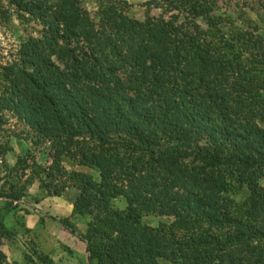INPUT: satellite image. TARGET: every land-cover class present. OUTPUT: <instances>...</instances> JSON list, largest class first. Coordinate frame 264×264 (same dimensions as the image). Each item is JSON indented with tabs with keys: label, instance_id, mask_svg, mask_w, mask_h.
<instances>
[{
	"label": "trees",
	"instance_id": "trees-1",
	"mask_svg": "<svg viewBox=\"0 0 264 264\" xmlns=\"http://www.w3.org/2000/svg\"><path fill=\"white\" fill-rule=\"evenodd\" d=\"M218 1L166 0L178 14L145 21L103 8L121 46L97 33L79 0H12L48 25L42 40L25 44V61L5 68L0 96L2 108L54 143L39 179L45 195L62 196L47 179L76 139L98 143L79 161L98 169L101 182L71 173L81 191L74 212L95 208L113 241L105 257L87 239L89 260L264 264V38L227 26ZM9 150L0 144L5 169ZM119 194L125 210L111 208ZM23 197L0 194L9 207ZM153 212L188 237L160 240L142 225ZM6 232L0 221V243ZM6 259L0 251V264Z\"/></svg>",
	"mask_w": 264,
	"mask_h": 264
},
{
	"label": "rangeland",
	"instance_id": "rangeland-1",
	"mask_svg": "<svg viewBox=\"0 0 264 264\" xmlns=\"http://www.w3.org/2000/svg\"><path fill=\"white\" fill-rule=\"evenodd\" d=\"M166 0H79L80 4L87 11L89 18L93 21L97 33L103 37H110L113 42L120 44L119 38L113 27L104 21L103 11L108 7H113L116 11H123L128 17L138 21H145L147 18L159 17V15L169 16L178 14V11H171L165 5ZM104 8V9H103ZM217 13L223 15L227 26L243 29L252 34L249 38L256 39L257 35L264 38V0H219ZM181 14V13H179ZM23 16V17H22ZM25 17V18H24ZM183 18V16H182ZM48 31V25L36 17L22 14L12 0H0V96L4 94L8 82L4 77L5 68L12 64H21L25 59L22 50L29 41H39L44 38ZM0 105V144L9 143L11 136L26 140L31 147V151L18 158L16 165L6 168V172L13 177L10 186V193L18 192L24 197L31 186V181L43 178L42 171L47 170L53 163L55 156V146L52 140L41 137L31 130L23 120H20L12 112L2 108ZM78 140V144H72L69 154L64 153L61 157V172H55L48 178L52 184V191L63 190L62 196L73 206L70 217H60L59 223L65 221L70 225V230L62 229L61 240L58 247L49 245V250L57 257L47 254L43 250V244H39L38 238L32 237L29 230L25 229L21 219H15L16 224L7 223L6 234L3 238L17 241L21 248L22 258L19 263L6 259V264H40L36 253L48 255L53 264H98L96 260L88 259L86 240L91 238L94 244L101 247L104 256H109V247L113 241L107 237L97 221L102 215L98 214L95 208H90L83 214L74 212V204L79 199L81 191L78 183L72 178L71 173L81 172L92 176L94 181L100 183V171L93 167L80 165L81 154H91L98 151L97 142L89 137ZM20 159V161H19ZM27 176L25 178V176ZM27 180V181H26ZM15 181V183H13ZM122 190L125 183H117ZM40 186V182H39ZM44 192V191H43ZM44 194H46L44 192ZM17 204V201L14 202ZM128 206L124 195L119 194L111 201V208L125 210ZM172 218L160 216L157 212L145 215L142 218L143 227L155 229V235L160 240H176L187 238L188 233L171 228ZM43 221H41V224ZM51 222H48L49 229ZM212 230L211 226H205L203 230ZM70 234V236H69ZM73 236L76 242L73 241ZM2 238V239H3ZM72 238V239H70ZM79 240V241H78ZM82 242V243H81ZM3 242L0 243V251L3 250ZM3 252V251H2ZM7 258V256H6ZM181 262V261H179ZM182 264V262L180 263Z\"/></svg>",
	"mask_w": 264,
	"mask_h": 264
},
{
	"label": "crops",
	"instance_id": "crops-1",
	"mask_svg": "<svg viewBox=\"0 0 264 264\" xmlns=\"http://www.w3.org/2000/svg\"><path fill=\"white\" fill-rule=\"evenodd\" d=\"M9 146L10 150L6 153L4 161L11 169L16 165L19 157L31 151V147L26 140L15 136L9 138ZM13 179L6 172L2 159H0V194H10L11 190L8 186L12 185L11 181ZM26 195L17 201V204L13 207L8 206L6 198H0V221L4 223L6 228L7 223L16 224L15 219H21L25 229L29 230L32 237L38 238L39 244H43L44 252L51 254L53 258L57 257L55 253L52 254L49 251L51 249L48 246L52 244L54 247H58L61 240V231L62 229H67L57 219L70 217L73 212V206L63 197L45 195L40 189L37 179L31 181V186ZM41 221H43L42 224ZM48 222L52 223L50 229ZM76 240L77 238L75 239V236H73V241L76 242ZM2 242L4 244L2 251L7 256V259L19 263L22 258V250L19 247V243L5 238L2 239Z\"/></svg>",
	"mask_w": 264,
	"mask_h": 264
}]
</instances>
